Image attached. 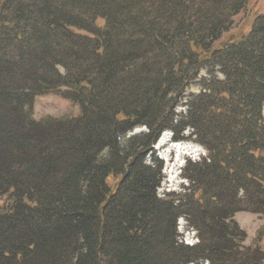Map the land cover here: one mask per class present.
Segmentation results:
<instances>
[{"label": "trees", "instance_id": "trees-1", "mask_svg": "<svg viewBox=\"0 0 264 264\" xmlns=\"http://www.w3.org/2000/svg\"><path fill=\"white\" fill-rule=\"evenodd\" d=\"M248 1L0 0V264H262L231 216L264 214V11L214 47ZM61 86L79 114L35 119ZM184 125L207 157L176 204L147 158ZM181 214L196 245L178 240Z\"/></svg>", "mask_w": 264, "mask_h": 264}, {"label": "rangeland", "instance_id": "rangeland-1", "mask_svg": "<svg viewBox=\"0 0 264 264\" xmlns=\"http://www.w3.org/2000/svg\"><path fill=\"white\" fill-rule=\"evenodd\" d=\"M262 11H264V0H249L245 8L234 16L232 26L221 35L220 39L214 42V47L236 40L248 32L256 15ZM97 24L102 27L104 24L103 20L97 21ZM214 69L216 70V75L219 78H223L220 68L215 67ZM60 70H62L61 67ZM202 74H205V71H202ZM199 87V81H195L189 90L185 92V95L197 93ZM64 89L66 87L61 86L58 91L36 96L33 102L32 116L38 120L48 116L55 118L77 116L79 114L78 104H73L69 98L61 96L64 94ZM184 102L185 100H182L174 107V115L172 116L174 124L185 120L186 106L183 105ZM144 130V127H135L130 133H138ZM193 133L194 131L191 127L184 125L178 129L176 138H179V140H175L174 137L176 135H173L170 129L166 130L160 134L152 146V154L147 158L148 160L158 159L161 161L160 183L157 187V195L159 197L170 196L175 199L176 204L184 203L189 198V196L181 197L189 193L191 188H195V186L192 187V179L193 176L198 174L194 165L202 163L203 159L207 157L206 149L197 141ZM206 161L208 162L209 159L207 158ZM106 181L110 187H114L118 182V177L110 175ZM261 185L264 189V182ZM240 195L243 196L242 193ZM1 203L3 204V196L0 195ZM248 208L251 207L248 205ZM244 209L232 213L231 220L237 224V226L232 224L234 230L232 242L235 247H238L239 251L246 253L259 238L258 244L264 251V231L259 232L264 227V214ZM176 228L178 240L182 243L192 246L199 242L198 230L185 214H181L177 218ZM189 264L210 263L207 259H203L190 262ZM262 264H264V258Z\"/></svg>", "mask_w": 264, "mask_h": 264}]
</instances>
